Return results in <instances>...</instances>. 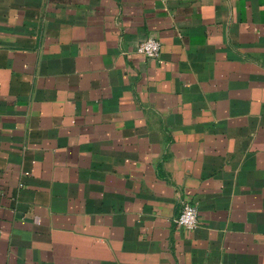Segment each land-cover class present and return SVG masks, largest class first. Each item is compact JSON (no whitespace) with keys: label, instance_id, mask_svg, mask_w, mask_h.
Listing matches in <instances>:
<instances>
[{"label":"crops","instance_id":"1","mask_svg":"<svg viewBox=\"0 0 264 264\" xmlns=\"http://www.w3.org/2000/svg\"><path fill=\"white\" fill-rule=\"evenodd\" d=\"M0 264H264V0H0Z\"/></svg>","mask_w":264,"mask_h":264},{"label":"built area","instance_id":"2","mask_svg":"<svg viewBox=\"0 0 264 264\" xmlns=\"http://www.w3.org/2000/svg\"><path fill=\"white\" fill-rule=\"evenodd\" d=\"M161 48L162 44L158 39L149 37L139 43L137 46V53L146 58L158 59L161 54ZM176 222L179 226L188 231L195 230L200 222L198 205L191 202H185Z\"/></svg>","mask_w":264,"mask_h":264}]
</instances>
